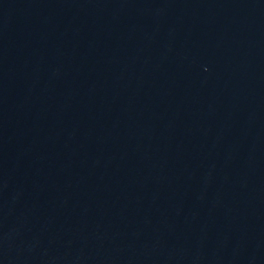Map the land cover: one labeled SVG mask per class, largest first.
I'll list each match as a JSON object with an SVG mask.
<instances>
[{"label": "water", "instance_id": "water-1", "mask_svg": "<svg viewBox=\"0 0 264 264\" xmlns=\"http://www.w3.org/2000/svg\"><path fill=\"white\" fill-rule=\"evenodd\" d=\"M0 264H264V0H0Z\"/></svg>", "mask_w": 264, "mask_h": 264}]
</instances>
